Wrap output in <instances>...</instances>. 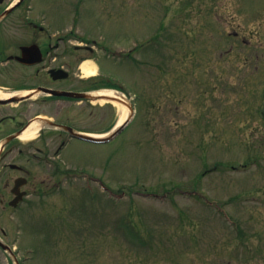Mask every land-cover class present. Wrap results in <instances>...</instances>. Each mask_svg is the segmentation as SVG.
I'll list each match as a JSON object with an SVG mask.
<instances>
[{"label": "rangeland", "instance_id": "374dc122", "mask_svg": "<svg viewBox=\"0 0 264 264\" xmlns=\"http://www.w3.org/2000/svg\"><path fill=\"white\" fill-rule=\"evenodd\" d=\"M67 1L73 12L76 0ZM51 3L58 0H30L12 17ZM82 17L78 30L95 49L88 58L137 114L111 142L75 143L61 167L102 178L119 198L97 183V193L85 191L71 172L61 189L0 214L23 263L264 264V0H86ZM95 103L93 111L72 108L73 123L101 133L124 120L112 103ZM29 168L31 184L39 183L43 173ZM16 174L0 165L5 202Z\"/></svg>", "mask_w": 264, "mask_h": 264}, {"label": "flooded vegetation", "instance_id": "af4514ba", "mask_svg": "<svg viewBox=\"0 0 264 264\" xmlns=\"http://www.w3.org/2000/svg\"><path fill=\"white\" fill-rule=\"evenodd\" d=\"M27 1L30 0H24L19 9L24 8ZM84 6V0H79L76 16L80 19ZM43 7L45 9L30 7L28 14L14 19L10 18L11 15L0 22V142L17 135L3 147L0 157V165L17 173V177L6 182L7 186L12 185V197L7 202L0 199V214L3 216L9 210L16 213L24 209L23 203L31 196H48L55 188L61 187L62 177H71L72 168L61 167L70 165L65 152L71 151L75 143H88L71 135L72 130L75 134L97 132L78 127L71 114L72 108H77L76 112H84V108L90 107L93 111L98 108L96 104L54 94L96 92L103 88L100 78H87L81 69L89 51L93 50L89 49L81 31L72 27L69 4L63 2ZM209 74L214 76V70ZM212 84L209 82L207 87ZM210 91L211 87L205 93L209 95ZM53 107L60 108L57 116L48 114ZM33 131L35 136L23 144L24 135ZM15 151L17 155H14ZM23 157L26 163H22ZM31 162L36 163V173L40 171L44 177L36 184L30 181ZM43 166L49 171L47 174ZM20 184L24 185L19 187ZM14 201L18 203L13 204ZM8 240L7 232L0 228V264H15L13 258L23 264L17 248ZM8 247L13 251L12 255L6 250Z\"/></svg>", "mask_w": 264, "mask_h": 264}, {"label": "bare ground", "instance_id": "6f19581e", "mask_svg": "<svg viewBox=\"0 0 264 264\" xmlns=\"http://www.w3.org/2000/svg\"><path fill=\"white\" fill-rule=\"evenodd\" d=\"M81 68L83 70V73H85L86 76L95 75L96 72H97V67L94 66L92 61L84 62V64L82 65ZM101 96H102V100H101L102 103L111 102V103H113L115 106H117L121 110L122 120L124 119L123 121H120V124H122L125 121L126 117H127V113H128L127 111L128 110L125 107H123L118 102V100H116L117 98H114V97L117 96L116 93L113 92V91H105V92L101 93ZM34 136H35V131H33L32 133L25 134L23 138L24 139H29V138L32 139Z\"/></svg>", "mask_w": 264, "mask_h": 264}, {"label": "water", "instance_id": "95a60500", "mask_svg": "<svg viewBox=\"0 0 264 264\" xmlns=\"http://www.w3.org/2000/svg\"><path fill=\"white\" fill-rule=\"evenodd\" d=\"M9 11L6 12L9 13ZM69 95L73 96V97H77V98H96L92 95L89 94H76V93H70ZM124 128V126H122L121 128H119L117 131H115L113 134H111L110 136L106 137V138H97V137H92V136H85V135H81L79 134L78 137H83L86 140H90L93 142H98V143H105L108 142L110 140H112L122 129Z\"/></svg>", "mask_w": 264, "mask_h": 264}, {"label": "trees", "instance_id": "16d2710c", "mask_svg": "<svg viewBox=\"0 0 264 264\" xmlns=\"http://www.w3.org/2000/svg\"><path fill=\"white\" fill-rule=\"evenodd\" d=\"M130 236H131L132 238L138 240V241H139L143 246H145V247H153L154 244H155V243H153L154 240H153L152 237H148L147 239H144L143 236H142L139 232H137V233L135 234L133 231H131V232H130ZM159 244H160V245H157L158 247H160L161 249H162V248L165 249V247H164L165 243H164L163 241L159 240ZM166 249H171V247L168 245V247H167ZM220 249H222V248H220ZM164 251H165V250H164ZM167 251H168V250H167ZM167 251H166V252H167Z\"/></svg>", "mask_w": 264, "mask_h": 264}]
</instances>
